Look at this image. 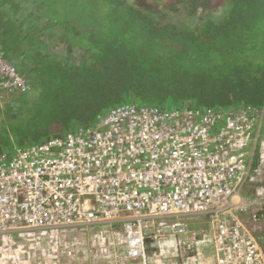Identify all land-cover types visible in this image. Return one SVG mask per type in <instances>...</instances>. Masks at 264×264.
Returning <instances> with one entry per match:
<instances>
[{
	"label": "built area",
	"instance_id": "obj_1",
	"mask_svg": "<svg viewBox=\"0 0 264 264\" xmlns=\"http://www.w3.org/2000/svg\"><path fill=\"white\" fill-rule=\"evenodd\" d=\"M0 88H28L1 53ZM14 151L0 155L1 251L28 247L59 264L62 246L91 234L95 247L110 237L144 264L151 242L155 264H165L161 240L174 237L187 263L203 264L211 247L212 264H264L254 232L264 223V108L123 104L86 130ZM200 217L206 226L196 231L188 221Z\"/></svg>",
	"mask_w": 264,
	"mask_h": 264
},
{
	"label": "trees",
	"instance_id": "obj_2",
	"mask_svg": "<svg viewBox=\"0 0 264 264\" xmlns=\"http://www.w3.org/2000/svg\"><path fill=\"white\" fill-rule=\"evenodd\" d=\"M36 2L0 0V26H18L10 53H0L28 87L0 88V137L12 118L36 125L45 107L58 116L49 130L33 133L43 134L38 144L25 143L27 127L17 140L8 132L12 148L86 130L123 103L226 113L264 108V22L257 29L253 17L264 18V0H102V28L97 9L81 21H60ZM260 185L244 194L254 197Z\"/></svg>",
	"mask_w": 264,
	"mask_h": 264
},
{
	"label": "rangeland",
	"instance_id": "obj_3",
	"mask_svg": "<svg viewBox=\"0 0 264 264\" xmlns=\"http://www.w3.org/2000/svg\"><path fill=\"white\" fill-rule=\"evenodd\" d=\"M165 1V0H164ZM102 0H37L36 6L39 8V6H42L44 9L52 10L54 11L55 17L62 20H82V17L88 18L87 14H92V12L97 9V15H100L95 20L99 21V23L95 26H98V28H102L104 25V20L102 17V13L104 10V7L101 4ZM262 11H257L253 14L261 15ZM255 18V22L257 25L255 27L257 29L260 28L262 30L261 24L264 22V18L262 16H259V20L256 15L253 16ZM87 24V22H86ZM16 26L15 28H17ZM13 26H9L5 24V28L0 26V35L2 37V40L0 42V47L4 50V53H10L11 49L14 47V38L16 33L18 32ZM7 29V30H6ZM258 32V31H257ZM257 34V33H256ZM257 35H261V32ZM258 37V36H257ZM261 61H263L261 64H264V53L260 58ZM211 64H209L207 67H210ZM262 69L263 67L260 66ZM207 71H210V69L203 70V75ZM60 80V79H59ZM57 89V88H56ZM56 98V96H55ZM124 104V103H123ZM33 106V107H32ZM264 106V105H263ZM36 107V106H35ZM34 105H28L27 111L28 114H34L35 112ZM49 112V114L47 113ZM38 113V112H37ZM43 113L45 115L43 116V120L39 121L36 125H29L24 123L21 119L18 120L17 118H12L10 120V124H8V132L11 136L14 138V140H17L21 134V129L24 127H27L32 135H29V138L25 142L26 144H38L40 142H43L44 138H41L42 133H39L37 137L33 136V133L36 131H46L49 130L50 124H47L55 120L58 116L57 113L51 112V109L48 107L43 109ZM25 115V114H24ZM31 115V116H32ZM5 131V134H2L0 137V150L3 148L6 152H11L12 150H15L16 146L12 148V145L10 141L5 140L9 139V133ZM5 140V141H4ZM12 142V141H11ZM262 171V179L264 181V164L260 167ZM207 222L206 217H200L196 219L189 220L188 223L191 226L192 229H196V231H199L200 228H205ZM159 222H157L158 225ZM256 236L260 239V242L264 246V223L260 227H257L254 230ZM109 235V234H107ZM179 238V237H178ZM93 236L91 234H87L81 237V244L71 245V246H62L60 249L59 256L61 257L62 263L59 264H144L143 259H137V260H131L128 259L124 255L125 247L117 246V244H112V239L108 237L107 241L102 244V246L97 245L96 247L93 245ZM180 239V238H179ZM178 239L171 237V238H163L161 240V243L164 245V243H168V246L165 244L164 247V256L160 257L159 260H161L162 263L170 264L167 262L170 259H173L176 264H191L187 263V258L182 257L181 252L176 249ZM148 250L152 249L153 251H156L158 253L159 251L152 245V243L148 242L147 244ZM17 250L10 249V250H0V264H48L46 261H43L42 259H38L36 254L33 252V249H30L28 247H23V251L16 252ZM158 251V252H157ZM169 251V252H168ZM96 254L97 257H93V255ZM71 256L69 259L67 257ZM159 257V256H157ZM148 258L152 259L153 262L151 264H155L156 256L150 255L148 253ZM207 258V257H206ZM148 259V264L150 263V260ZM69 260V262H68ZM28 261L30 263H28ZM197 264V263H196ZM203 264H210L207 259L203 261Z\"/></svg>",
	"mask_w": 264,
	"mask_h": 264
},
{
	"label": "crops",
	"instance_id": "obj_4",
	"mask_svg": "<svg viewBox=\"0 0 264 264\" xmlns=\"http://www.w3.org/2000/svg\"><path fill=\"white\" fill-rule=\"evenodd\" d=\"M202 229V228H200ZM151 243V242H150ZM153 245V244H152ZM154 246V245H153ZM168 246V245H167ZM169 247V246H168ZM169 252V251H168ZM148 253L150 255H155L156 251H153L152 249L148 250ZM204 253H205V257H207V261L212 264L214 262V257H213V249L211 247H207V248H204Z\"/></svg>",
	"mask_w": 264,
	"mask_h": 264
}]
</instances>
